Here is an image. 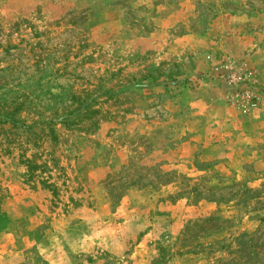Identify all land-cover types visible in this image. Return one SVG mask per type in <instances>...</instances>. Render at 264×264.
I'll list each match as a JSON object with an SVG mask.
<instances>
[{
  "label": "rangeland",
  "instance_id": "rangeland-1",
  "mask_svg": "<svg viewBox=\"0 0 264 264\" xmlns=\"http://www.w3.org/2000/svg\"><path fill=\"white\" fill-rule=\"evenodd\" d=\"M0 264H264V0H0Z\"/></svg>",
  "mask_w": 264,
  "mask_h": 264
},
{
  "label": "trees",
  "instance_id": "trees-1",
  "mask_svg": "<svg viewBox=\"0 0 264 264\" xmlns=\"http://www.w3.org/2000/svg\"><path fill=\"white\" fill-rule=\"evenodd\" d=\"M9 120H11L12 118H8ZM15 121V120H14ZM15 123H17L15 121ZM26 167H27V174L32 177L33 176V173L35 172V169L37 167H39V165L37 164H34L32 162H30L29 160H27V163H26ZM40 183L44 186H51V184L49 182H47L45 179H41Z\"/></svg>",
  "mask_w": 264,
  "mask_h": 264
}]
</instances>
